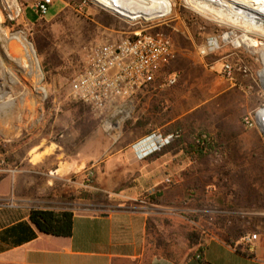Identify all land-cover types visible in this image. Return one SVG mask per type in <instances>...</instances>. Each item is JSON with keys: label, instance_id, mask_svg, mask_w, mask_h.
Instances as JSON below:
<instances>
[{"label": "rangeland", "instance_id": "374dc122", "mask_svg": "<svg viewBox=\"0 0 264 264\" xmlns=\"http://www.w3.org/2000/svg\"><path fill=\"white\" fill-rule=\"evenodd\" d=\"M165 1L54 0L53 11L60 12L40 18L29 14L36 0L27 1V15L26 1L0 0V181L26 164L28 151L45 150L52 166L56 154L61 160L90 155L84 172L94 177L76 178L84 182L79 196L90 186L93 204L144 207L152 224L148 244L185 255L196 246L188 235L205 241L252 233L253 214L264 212V135L256 122L260 112L264 125V63L240 42V29L208 21L184 0ZM254 1L264 12V0ZM138 30L168 38L173 59L149 92L99 116L74 99L72 82L91 45ZM13 35L35 56L28 58ZM211 38L220 49L202 57ZM177 126L184 143L174 140L170 152L154 156L144 140ZM200 132L215 148L203 157L186 145Z\"/></svg>", "mask_w": 264, "mask_h": 264}, {"label": "crops", "instance_id": "0c3cea01", "mask_svg": "<svg viewBox=\"0 0 264 264\" xmlns=\"http://www.w3.org/2000/svg\"><path fill=\"white\" fill-rule=\"evenodd\" d=\"M23 1L26 15L32 10L29 14L34 17V7L29 10L28 0ZM54 8L53 3L47 17L60 12ZM55 157L52 166L45 150L28 151L21 160L26 164L0 181V264H264V212L253 214L252 233L211 235L185 255L174 247L152 248L149 210L124 203L93 204L90 186L85 190L88 197L80 198L78 189L84 182L76 178L90 168V155L72 160ZM32 209L73 212L72 236L46 235L31 225L36 238L9 247L2 232L19 222L29 223ZM251 236H257L252 253L245 250Z\"/></svg>", "mask_w": 264, "mask_h": 264}, {"label": "built area", "instance_id": "2783aa9c", "mask_svg": "<svg viewBox=\"0 0 264 264\" xmlns=\"http://www.w3.org/2000/svg\"><path fill=\"white\" fill-rule=\"evenodd\" d=\"M53 2L54 0H36V14L40 18H46ZM214 40L209 39L200 48L199 54L202 57L220 49L219 45L216 47ZM173 55L170 40L148 30L127 33L118 42L91 45L81 71L72 82V96L87 105L95 114L103 116L118 104L149 92L173 59ZM225 68L228 72L231 71L230 66L226 65ZM175 81L171 76L165 79L166 85H172ZM179 137V134L159 133L144 141H150L152 151L156 152ZM85 177L90 182L94 174L88 170ZM256 239L257 236L248 238V251L251 253L254 252L252 243Z\"/></svg>", "mask_w": 264, "mask_h": 264}, {"label": "trees", "instance_id": "16d2710c", "mask_svg": "<svg viewBox=\"0 0 264 264\" xmlns=\"http://www.w3.org/2000/svg\"><path fill=\"white\" fill-rule=\"evenodd\" d=\"M180 130L181 128L177 126L168 130L165 135L170 133L179 134V139H176L174 142L176 145L179 143L183 144L184 138L179 133ZM191 138L192 139H190V141L186 142V145L189 150L196 152L200 157H203L215 150L209 136L204 135L203 132H200L197 135L194 134L191 136ZM174 142L164 146L161 149L162 151L155 152L153 155L156 157L166 155L174 147ZM87 197L88 196L86 194L80 195V198ZM89 197L91 199V196ZM154 199L155 198H152V202L156 201ZM28 219L29 223L19 222L16 225L4 230L1 234L2 241H4L9 247H17L24 243L30 242L37 236V233L32 226H34L40 233L54 237L69 238L73 234L74 214L70 211L57 212L53 210L32 209L29 212ZM149 223L151 224L150 220ZM187 238L194 245L201 243V237L199 234H190ZM245 250L248 251L247 246Z\"/></svg>", "mask_w": 264, "mask_h": 264}, {"label": "bare ground", "instance_id": "6f19581e", "mask_svg": "<svg viewBox=\"0 0 264 264\" xmlns=\"http://www.w3.org/2000/svg\"><path fill=\"white\" fill-rule=\"evenodd\" d=\"M109 1L120 2L122 0ZM165 2H167L171 6H174L176 0H166ZM254 4V0H184L185 7L192 10L196 14L204 17L208 21L213 22L221 27L240 29L242 31V37L240 38V42H242L250 52L259 53L261 61L262 63H264V43H261L258 40H264V12L254 9ZM108 11L112 12L109 9ZM238 22L248 25L250 27L244 26V29L238 28ZM251 35L254 37V39L250 38ZM235 39L236 37L234 36L233 40ZM11 40H15L17 42L22 43L24 48L26 49L27 57L30 58L32 56L30 48L26 46V44L23 42V37L19 35H13L11 37ZM214 42L217 47V41L214 40ZM10 46L13 47L12 43ZM11 47L10 49H12ZM263 73L264 67L263 70L260 72L261 78ZM262 80L264 83L263 78ZM257 114L259 115L260 112H258Z\"/></svg>", "mask_w": 264, "mask_h": 264}, {"label": "water", "instance_id": "95a60500", "mask_svg": "<svg viewBox=\"0 0 264 264\" xmlns=\"http://www.w3.org/2000/svg\"><path fill=\"white\" fill-rule=\"evenodd\" d=\"M112 13L116 14V15L119 16L120 18H123V19L129 20V21H133V20H131V19H129V18H126V17H124V16H121L120 14H118V13H116V12H112ZM162 18H163V17H162ZM29 48H30L31 53L33 54V56H35V52H34V50L32 49V47H31L30 45H29ZM259 80H260L261 87H262V89L264 90V83H263L262 78L260 77V73H259ZM256 122H257V125H258L260 131H261L262 134L264 135V125L262 124L261 118H260V116H259L258 114H256Z\"/></svg>", "mask_w": 264, "mask_h": 264}]
</instances>
